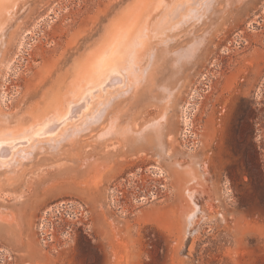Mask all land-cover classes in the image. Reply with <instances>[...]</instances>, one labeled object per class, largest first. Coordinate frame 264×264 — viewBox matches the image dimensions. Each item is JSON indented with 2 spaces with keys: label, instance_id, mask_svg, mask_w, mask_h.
<instances>
[{
  "label": "rangeland",
  "instance_id": "obj_1",
  "mask_svg": "<svg viewBox=\"0 0 264 264\" xmlns=\"http://www.w3.org/2000/svg\"><path fill=\"white\" fill-rule=\"evenodd\" d=\"M169 4L0 0V136L76 104L113 37L131 51L119 88L0 165V264H264V0L159 25Z\"/></svg>",
  "mask_w": 264,
  "mask_h": 264
},
{
  "label": "bare ground",
  "instance_id": "obj_2",
  "mask_svg": "<svg viewBox=\"0 0 264 264\" xmlns=\"http://www.w3.org/2000/svg\"><path fill=\"white\" fill-rule=\"evenodd\" d=\"M188 4L189 0H171L158 24L167 25L183 8L188 7ZM130 52L129 43L125 39L113 37L112 41L92 60L91 68L89 67L91 78L89 82H91L81 90L76 104L69 106L56 121L43 123L22 136L11 138L0 136V165L6 164L17 148L29 146L35 140H46L55 136L62 127L73 122L72 115L74 118H79L89 110L94 98L103 97L115 87L119 88L124 83L125 73L131 64Z\"/></svg>",
  "mask_w": 264,
  "mask_h": 264
}]
</instances>
